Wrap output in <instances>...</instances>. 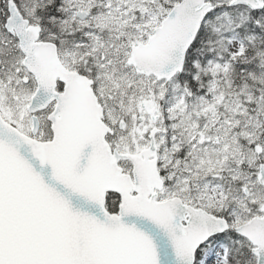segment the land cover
<instances>
[{
  "label": "snow or ice",
  "instance_id": "1",
  "mask_svg": "<svg viewBox=\"0 0 264 264\" xmlns=\"http://www.w3.org/2000/svg\"><path fill=\"white\" fill-rule=\"evenodd\" d=\"M0 264H264V0H0Z\"/></svg>",
  "mask_w": 264,
  "mask_h": 264
}]
</instances>
